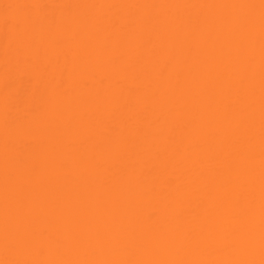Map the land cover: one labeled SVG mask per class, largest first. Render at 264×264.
<instances>
[{"label":"bare ground","instance_id":"1","mask_svg":"<svg viewBox=\"0 0 264 264\" xmlns=\"http://www.w3.org/2000/svg\"><path fill=\"white\" fill-rule=\"evenodd\" d=\"M0 264H264V0H0Z\"/></svg>","mask_w":264,"mask_h":264}]
</instances>
